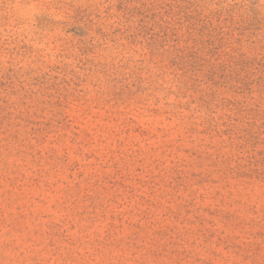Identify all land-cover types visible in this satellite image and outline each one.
<instances>
[{
	"label": "rangeland",
	"instance_id": "obj_1",
	"mask_svg": "<svg viewBox=\"0 0 264 264\" xmlns=\"http://www.w3.org/2000/svg\"><path fill=\"white\" fill-rule=\"evenodd\" d=\"M0 264H264V0H0Z\"/></svg>",
	"mask_w": 264,
	"mask_h": 264
}]
</instances>
